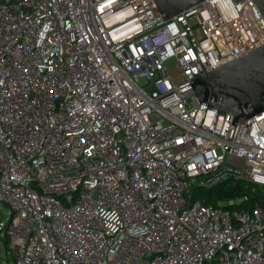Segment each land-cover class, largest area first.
I'll use <instances>...</instances> for the list:
<instances>
[{
    "label": "built area",
    "instance_id": "1",
    "mask_svg": "<svg viewBox=\"0 0 264 264\" xmlns=\"http://www.w3.org/2000/svg\"><path fill=\"white\" fill-rule=\"evenodd\" d=\"M263 43L254 0L170 18L154 0H0L15 264H264V111L233 124L190 83ZM226 179L261 197L193 198Z\"/></svg>",
    "mask_w": 264,
    "mask_h": 264
},
{
    "label": "water",
    "instance_id": "2",
    "mask_svg": "<svg viewBox=\"0 0 264 264\" xmlns=\"http://www.w3.org/2000/svg\"><path fill=\"white\" fill-rule=\"evenodd\" d=\"M170 18L204 0H154ZM242 1V0H235ZM264 14V0H254ZM200 103L233 115L232 123L264 111V43L191 82Z\"/></svg>",
    "mask_w": 264,
    "mask_h": 264
},
{
    "label": "trees",
    "instance_id": "3",
    "mask_svg": "<svg viewBox=\"0 0 264 264\" xmlns=\"http://www.w3.org/2000/svg\"><path fill=\"white\" fill-rule=\"evenodd\" d=\"M253 184L241 180L226 179L210 188L196 187L194 190L193 198L199 199L207 204L218 205L220 201L237 198L249 195L250 199L245 203L246 206H252L255 199L261 197V189L257 188L256 192H252ZM253 193V195H251ZM9 242L5 238V245L8 246Z\"/></svg>",
    "mask_w": 264,
    "mask_h": 264
},
{
    "label": "rangeland",
    "instance_id": "4",
    "mask_svg": "<svg viewBox=\"0 0 264 264\" xmlns=\"http://www.w3.org/2000/svg\"><path fill=\"white\" fill-rule=\"evenodd\" d=\"M170 66H174V63H170ZM264 208V206H263ZM10 208L5 203L0 201V227L8 221L10 217ZM0 264H15V257L9 246L5 245V233L4 230H0Z\"/></svg>",
    "mask_w": 264,
    "mask_h": 264
}]
</instances>
